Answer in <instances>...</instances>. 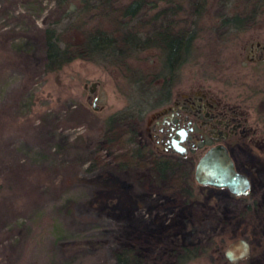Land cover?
I'll return each instance as SVG.
<instances>
[{"label":"rangeland","instance_id":"1","mask_svg":"<svg viewBox=\"0 0 264 264\" xmlns=\"http://www.w3.org/2000/svg\"><path fill=\"white\" fill-rule=\"evenodd\" d=\"M150 1L139 19L164 8L155 21H168L183 1L177 28L198 34L168 99L122 118L121 67L80 57L54 71L44 64L43 29L62 45L82 40L98 0H0V264H116L113 253L126 245L143 264H264V52L256 46L264 44V13L238 29L223 19L248 12L249 0ZM131 63L156 71L159 51L141 50ZM93 82L98 108L88 97ZM192 92L236 105L253 127V141L231 145L252 176L248 193L196 181L204 146L169 156L177 165L163 181L150 173L152 150H162L150 138L152 112ZM249 197L259 220L243 217ZM243 234L251 255L231 263L225 245ZM187 249L195 255L184 260Z\"/></svg>","mask_w":264,"mask_h":264},{"label":"trees","instance_id":"2","mask_svg":"<svg viewBox=\"0 0 264 264\" xmlns=\"http://www.w3.org/2000/svg\"><path fill=\"white\" fill-rule=\"evenodd\" d=\"M121 1L98 0L94 4L98 8L91 15L94 21L84 22L83 38L80 41H68L62 45L55 37L54 30L45 27L43 29L44 64L48 71H54L61 68L64 63L80 57L106 66L121 67L127 83L128 101L116 113L121 114V117H143L148 110L161 104L170 95L179 65L189 58L193 39L198 33L196 29L186 31V25L177 28L176 14L178 5L183 1L177 3L176 7L170 8L173 15L171 19L158 23L155 20L165 11L164 8L148 18L139 19L138 15L147 0ZM150 2L156 6L158 0ZM247 8L248 12L244 14L235 12L229 17H224L223 22L238 29H245L255 24L258 15L264 13V0H249ZM150 26L155 28L148 30ZM146 48H157L159 51V65L156 71L143 72L131 63V59L137 57L138 53ZM139 149L140 147H136V152ZM151 153L156 157L149 161L150 173L156 181H163L177 164L159 151L152 150ZM191 174V170L186 171L187 179H190ZM247 204L248 208L243 213L245 220L250 219L251 216L254 220H259L261 215L259 216L256 211L255 199L249 197ZM243 236L250 239L249 234ZM194 255V251L187 249L182 254V258L187 260ZM113 256L116 264H143L141 255L131 246L121 247L113 253Z\"/></svg>","mask_w":264,"mask_h":264},{"label":"flooded vegetation","instance_id":"3","mask_svg":"<svg viewBox=\"0 0 264 264\" xmlns=\"http://www.w3.org/2000/svg\"><path fill=\"white\" fill-rule=\"evenodd\" d=\"M151 115L155 123L152 124L153 133L150 138L156 145L162 146V150H159L161 153L171 157L176 155L182 157L201 146L205 147V151L210 146L221 143L232 156L235 168L249 178V188L245 193L251 190L252 176L239 168L231 150V145L238 143L239 139H243V142L247 141L246 137H248V140L253 141L252 137H249L253 127L247 124V117L239 111V107L234 104L227 105L219 100L215 101L207 92H192L183 95L182 98L176 96L170 99ZM175 143L181 146L182 152L175 148ZM224 188L232 195L245 194H236L229 188Z\"/></svg>","mask_w":264,"mask_h":264},{"label":"water","instance_id":"4","mask_svg":"<svg viewBox=\"0 0 264 264\" xmlns=\"http://www.w3.org/2000/svg\"><path fill=\"white\" fill-rule=\"evenodd\" d=\"M256 46L262 56L264 44L256 42ZM97 82H93L89 88V99L95 94ZM94 108L99 106L96 97L92 98ZM175 148L182 152L181 146ZM194 178L201 184H210L219 187H227L236 194L245 193L249 188V178L246 174L238 171L234 161L225 145L218 143L207 148L199 157L194 170ZM252 252L251 241L245 236H236L229 240L224 249V256L231 263H236L248 258Z\"/></svg>","mask_w":264,"mask_h":264}]
</instances>
